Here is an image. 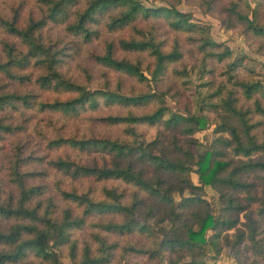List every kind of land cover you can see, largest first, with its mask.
Instances as JSON below:
<instances>
[{"label":"trees","instance_id":"trees-1","mask_svg":"<svg viewBox=\"0 0 264 264\" xmlns=\"http://www.w3.org/2000/svg\"><path fill=\"white\" fill-rule=\"evenodd\" d=\"M158 1L0 0V149L10 144L0 163V264H218L205 247L219 254L223 245L238 264H264V85L178 8L182 0ZM185 1L222 8L225 27L264 51V0ZM84 59L102 68L100 79ZM188 65L202 80L196 110L184 114L165 100L178 89L163 83ZM13 113L34 123L48 155L14 139L26 125ZM208 122L218 135L196 159L177 136L167 149L161 128L137 139L162 125L195 141ZM253 167L260 182L245 177L257 176ZM206 184L219 192L218 214L201 195Z\"/></svg>","mask_w":264,"mask_h":264},{"label":"rangeland","instance_id":"rangeland-1","mask_svg":"<svg viewBox=\"0 0 264 264\" xmlns=\"http://www.w3.org/2000/svg\"><path fill=\"white\" fill-rule=\"evenodd\" d=\"M143 3L147 5L163 4V2L158 0H143ZM223 4L224 3L222 2V5ZM253 4L254 3H252V5ZM177 6L181 10L189 11L191 13L192 21L208 26L211 37L217 41H221L227 44L231 48L233 57H243L245 65L248 67V69L256 74V78L260 79L264 85V51L252 47L246 40L244 34L241 33L239 28L234 29L232 27H225L224 23L221 20L223 16L221 11L222 8L219 9V14L218 12L210 14L203 12L197 5L188 3L185 0H182L181 3H179ZM84 62L91 67L90 68L88 66V69L91 71L92 75L95 74V77H98L99 74L103 73L101 67L94 65L89 60L84 59ZM172 78L173 77H170L165 83H163V88L170 89L169 85H173L174 89H178V94L176 97H172L168 92V94L165 96L166 103L176 111L182 112L184 114L189 110L195 111L196 102L198 99V85L202 80L200 71H198L197 68H190L188 65L185 76L181 77V79L175 80ZM96 79H100V77ZM183 80L185 81V84L182 83ZM29 113L32 112L29 111ZM26 114L27 112L25 113V115ZM34 116V120L37 123L36 127H38L39 129L43 117L39 114H35ZM9 119L13 121V124L22 123L26 125V128L23 129V132L20 133V131H17L14 135H12L14 139L17 138L16 140L19 141H23L20 139H27L26 144L28 149H35L40 154L46 153L48 155L49 152L47 151L44 142L41 140L39 133L36 132V130L32 131L31 129H28L31 128L34 123L29 124L30 121L21 122V116L14 113L11 114V117ZM159 128H161V133L163 134V144L167 146V149L173 150L174 142L178 141L174 137L177 136L179 137V141L177 143H182L181 146L183 147L185 152V154L183 153L184 157L187 158V156H185L186 152H190L194 159H196L197 155L208 145H210L218 135V133L214 131V124L208 122L205 128L196 130L190 135L195 139V141L189 140L188 136L183 135L179 130H177L176 132L175 129L167 127L164 128L162 125L145 126L143 128V132L137 136V139H143L145 141L150 140L154 137V134ZM108 132L114 133L116 132V129L96 127V133ZM173 133H175V135H173ZM3 143L4 147L0 149V163L3 162L5 158L4 153L7 152L8 147L10 146L9 137L5 138ZM191 159L189 162V165H191V171L187 174V176L193 183L199 184L197 173L194 170L196 169V165H194L193 160ZM253 168H255L254 170H256L257 176L253 175V172H250L246 174L245 177L248 179V181L260 182V177L258 175H261L262 170L256 167ZM251 193L254 195L253 192ZM189 194L190 190L188 188H185L183 190V195ZM256 194H261L264 196V188L262 187V184L259 185ZM201 195L208 202L209 208H211L214 213L218 214L221 211L222 204L219 200L218 190H216L211 185L206 184L202 188ZM173 197L176 202L180 200V194L178 193V191L173 192ZM256 206V203H252L250 205V208L254 209ZM229 231L232 232V230ZM210 232L212 231L209 230L208 233ZM205 249L207 251L206 258L210 262L215 261L218 264H238V261L234 257L232 250H230L227 245L222 246L219 254H214V251H212L210 246H206ZM62 260L65 264H78L77 260H74L68 256H63Z\"/></svg>","mask_w":264,"mask_h":264}]
</instances>
